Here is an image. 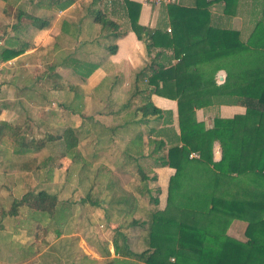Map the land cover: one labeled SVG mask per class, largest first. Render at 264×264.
<instances>
[{"label":"trees","instance_id":"1","mask_svg":"<svg viewBox=\"0 0 264 264\" xmlns=\"http://www.w3.org/2000/svg\"><path fill=\"white\" fill-rule=\"evenodd\" d=\"M73 2L36 0L33 5L45 11H62ZM97 2L100 4L101 0H93V5ZM123 4L126 16L121 24L116 23L115 17L112 19L120 7L117 0H110L100 10L91 5L88 14L101 31L107 33L105 39L110 45L105 50L108 55L116 49L114 42L128 31L144 44L149 61L135 73L133 84L141 103L134 112L140 115L137 123L161 114L150 102L151 95L175 101L179 128L177 144L180 146H170L164 156L154 161L155 166L174 170L167 181L165 205L198 213L213 211L245 222V241L226 235L212 237L197 227L157 216L153 209H143L145 217L141 223L132 218L137 213L136 201L143 200L139 197L147 196L150 204H157L146 185L155 178L149 179L136 163V196L127 194L125 213L130 220L127 227H144V236L139 238L142 251L134 253L126 236L120 234L119 246L116 236L112 239L113 253L115 257L124 258H105L103 264H264V109H254L264 107V0H261L260 15L244 42L239 40L238 31L217 28L209 19V9L213 6H218L227 19L234 17L238 0H178L175 4L162 5L168 32L164 27H142L138 23L139 4L129 0H123ZM49 20L31 18L30 25L13 24L9 30L12 35L0 42V63L21 55L29 47L25 39L46 29ZM96 67V64H86L73 69L86 78ZM47 70L50 73L47 79L54 82L50 88L59 89L55 84L60 80L59 75L51 67ZM218 71L224 73L220 83H217ZM205 98L216 105L248 102L243 114L212 119V139L219 143L221 157L217 163L210 164L188 158L190 153L199 154L200 135L205 129L202 123L195 122L194 101ZM30 128L29 131L21 130L20 126L0 121V137L10 140L13 155L46 150L49 155L43 159L45 163L56 158H67L71 162L81 160L76 150L77 133L70 127L56 135L43 132L42 138L34 137ZM30 166L31 170L38 169L32 161ZM158 192L154 190L155 194ZM67 204L43 190L25 191L20 197L11 199L7 209L0 212V219H16L27 213L45 214L58 235L69 213ZM48 233L49 229L38 221L33 224L31 234L39 244L38 250L46 246L44 236ZM104 254L108 257L106 250Z\"/></svg>","mask_w":264,"mask_h":264},{"label":"crops","instance_id":"2","mask_svg":"<svg viewBox=\"0 0 264 264\" xmlns=\"http://www.w3.org/2000/svg\"><path fill=\"white\" fill-rule=\"evenodd\" d=\"M109 1L110 0H101L100 4L97 2L93 5V0H74L72 5L62 11H56L54 9L45 11L43 9L34 7L33 3L36 2V0H0L1 23H3L4 17L6 15H9V12L5 7H14L17 9L15 23L20 25L25 24V17L30 20L31 24V18H41L49 20L51 16L49 20V26L46 29L35 32L33 35H31L30 39H25V41H27V43L29 44V47L21 55L10 61L0 63L5 64L10 62L11 64H18V67L16 68L18 75L14 76L13 80H11V83L9 81L8 83H10L11 85L13 84L15 87L19 86V71L23 66L31 67L32 70L33 67H40L43 65H49L47 68H53V71L55 73H57L56 70H54L55 67H63L68 71L67 76L74 77L76 80L80 81L79 85L76 83L75 85L68 88V94L71 95L65 97L68 100L56 103L55 96L58 95V89H51L49 87L50 90L49 88L45 90L41 89L40 86L42 81L47 82L49 79H47V76H49L50 73L46 71V73L39 74L40 76L38 75L31 77L30 80H32V82L29 86H25L24 88H22V90H16L17 93L14 96L16 100L13 102L16 107L13 108L12 106V109L14 110V113L16 115L20 113L45 114L48 113L46 111H49L48 107L52 106L55 103L56 106H59H55L56 109L64 110H62L64 112L63 114L68 113L69 115L78 116V123H66V125H63L59 130L62 131V129L70 127L72 130L76 131L78 139L76 150L79 153L81 160L71 162L67 158H62L59 160V162L62 164V168L64 167L63 169H66L67 167V161H70V164L76 162L84 163V154H81V152L78 151V147L81 143L83 144L84 142L89 141V136L90 134L92 135V115L99 116L107 114V112L102 114V110H107L109 107L114 108L115 106H117L116 109L118 112L112 113L109 111V113H111L110 115L113 116H119L120 110L126 108V104L128 103L130 98H139V96L133 90V84L135 73L142 69L149 61V58L147 59V56L145 54L144 44L141 41H138L132 32L128 31L114 42L116 49L113 54L108 55L105 51V47L110 45V42L109 44L105 45L100 42L101 39H105V35L107 33L101 31L100 26L94 23L92 16L88 14V10L90 9L91 5H93L94 8L99 6L100 9H103V5L106 6V3L108 4ZM117 1H119L120 7L116 16H112V18L115 17L116 23L121 24L122 22H124L126 10L123 4V0ZM129 1L138 3L140 6L138 16L139 25L148 29H153L157 26L160 28L164 27L166 32L169 31L165 14L161 10L162 5H142L141 0ZM251 1H260V5L258 4L259 13L257 12V14L260 15L261 0ZM12 4L14 5L12 6ZM238 4L236 15L234 17H231L230 19H227V17L223 16L220 13L218 6L211 7L209 9V19L213 23L212 25L220 29L227 30V28H229L234 31H240L241 28L248 22L241 20ZM255 16L251 19V22L255 19L253 24L251 23L252 25H249L250 32L248 34H245L246 37H243L244 39L241 40V42L246 41L248 36L250 35L253 26L258 19ZM236 19H239L238 27V22L236 21ZM226 20H231L229 23L234 26L235 29L227 27L226 23H224ZM12 25H10V27ZM65 40L67 42H71V45L65 43L68 44L65 45V47L67 46V49L71 50V52H68L66 58L57 60L55 62L57 53L59 54L60 50L64 47L62 45V42H65ZM169 54L170 52L166 53L167 56H169ZM86 64H96L97 67L86 78H82V73L76 74L73 68H75L77 65ZM217 76L221 81V79H223L224 77V73L222 71H218L216 77ZM24 95H26V97H24ZM122 97L126 98L127 102L117 104L115 100H118ZM149 99L152 105L161 112L159 116L147 117L145 119L146 121L141 124H138L135 121H129L120 124L118 123L111 128H109L108 125H95V131H98L99 135H95V138L93 137L95 141H93V147H89V150H92L90 155H102L104 152L100 151L99 149L101 147L103 148L104 146L108 147V145L110 147L113 146V151H115V153L117 154V156L112 157V160L115 166L117 164L116 167H118L119 169L115 172H112V175L113 178H115L114 184H116L117 182L118 184L117 187H114V185L111 186L112 192L115 191V193H119L120 195L126 190L127 194L133 195V197L136 196V191L134 189L135 186H128L126 179H131V181L134 180L133 177L135 176V174H137L136 163L140 165L142 170L143 165L149 166V162H152V168L148 167V172L152 171L151 177L148 176L147 171H142L149 179L152 177L155 178L153 184L155 183L156 185H152V183H150L152 181H149L147 182V189L150 190V196L157 199V204H150L148 202L147 196H137L140 198V200H142V198L143 200H146L145 209H153L154 211H156L155 214L157 216L171 220L173 222L197 227L207 234L211 235L212 237L226 235L237 241L244 242V230L246 227L245 222L229 219L227 218V216L215 213L213 211H209L207 213H198L188 210H176L165 205L167 181L168 178L174 174V170L166 166H155L154 161L158 157L164 156L170 146L177 144V139L179 136L177 108L175 101L169 99L161 98L155 95H151ZM252 103H254V101ZM241 104H243L244 106H242ZM247 104L248 102L246 101H239L234 105H216L211 101V99L208 98L196 99L194 101L195 122L202 123L205 129L200 135L199 154L196 155L195 153H190L188 158H198L206 162L207 164L217 163L221 157V150L219 143L212 139V119L214 117L229 119L234 115L243 114ZM4 105L5 104L0 106V121L9 123L7 120L1 118L3 111L6 109ZM254 109L260 111L264 108L261 109L255 107ZM51 113L54 114L55 112L50 110V114ZM36 123L37 124L33 122L34 125L32 124V128H40L39 121H37ZM38 130L44 132L47 131V128L43 130L41 128ZM103 138L106 139L104 140ZM100 139L101 144L103 145L100 147H96L99 146L98 143ZM0 140L3 141V138H0ZM177 146H180V143H178ZM87 148L88 147H85L86 150ZM125 149H127V151ZM136 152L138 153V155H136ZM34 153L25 156H30V162H35V165L38 167L40 156H36L34 155ZM48 155V153L46 155H43L42 159H44ZM23 156H15L10 151V157L16 158V161L20 162ZM5 157L9 159V156L7 154H5L3 159H0V179H3L5 175L9 173V161H6ZM21 162L23 161L21 160ZM121 165H126L128 169H122ZM131 168H135L136 171V173L132 175V177H130L129 175L127 176V173H132ZM14 170H10V172L12 173V175H15V182H17V177H23L24 175H27L32 171L29 169H25L24 167H18L15 171ZM37 171L39 172L40 169H33L32 174L35 172V174L37 175ZM125 185L128 188H126ZM3 187L4 186L1 185L0 189H2ZM155 189L159 190V192L156 194L154 193ZM40 190L47 192V190L45 189ZM104 190L107 191V188H105ZM6 191H9V189L7 188ZM106 191L103 192L107 193ZM6 193L8 195L9 192ZM12 198H17V196L15 195L13 197V195L9 193V196H7L6 198L0 197V212L7 209V206ZM57 200L59 202H62V200L58 198ZM139 202L140 201L137 200L135 203L137 211L141 208V206L138 204ZM72 204L73 203L70 202L69 204H67L68 207L65 206L68 208L66 210L69 212L67 217L64 219L65 223L68 219L70 220V211L72 210L73 206ZM120 204L122 203L119 201V199H116L114 201V206L119 205V207H121L122 209L123 206H120ZM135 214L136 212L134 213V215ZM7 219V217L0 219V264H103L105 258H124L114 256L112 248L113 243H109V245H107L106 251L109 253L108 257L105 256L104 251L100 252L97 247L91 245V243L86 238L79 237L77 241L75 240L71 242V246H69V241H67L66 239L61 240L66 237L64 236L66 234L62 233V230L58 231V235L55 231V234H53V236L55 237L54 241L56 242L64 241L63 248L65 250H63L58 244L52 247V244H50V242H47L46 238H44L46 246L38 250L39 244L37 242H34L33 236L31 234L32 228L30 230V227L35 224L34 220H32L31 217L28 218L27 216L22 215L21 217H18L14 220L16 222H11L12 224L14 223V226L8 231L6 228H3L5 227V224L9 223ZM134 219L136 220V218ZM21 221H25L24 225L27 224L28 226L25 228L24 225H20L22 224ZM142 221L143 220H140L139 223H141ZM2 223H5L4 226H2ZM64 227L65 225L63 224V228ZM1 233H3V235ZM16 236L17 239H15ZM69 236L70 235H67L66 238H68ZM130 239L126 236L129 248H133L132 251L134 253H138L137 248H139V238L135 236L131 240ZM130 241H132L131 247ZM13 245L15 251L19 253L11 251V246ZM170 260L172 261V259ZM130 262L134 263V261L132 260Z\"/></svg>","mask_w":264,"mask_h":264},{"label":"rangeland","instance_id":"3","mask_svg":"<svg viewBox=\"0 0 264 264\" xmlns=\"http://www.w3.org/2000/svg\"><path fill=\"white\" fill-rule=\"evenodd\" d=\"M238 8L240 13L241 20H244L245 22H248L246 25H242L241 32L239 31V40H243L246 36L245 34H248L250 31V24L254 22V20L251 22L252 17H259L257 12L259 13V7L260 1H251V0H239L238 1ZM14 4H12L13 6ZM6 10L9 12V15H6L4 17L3 23L0 22V42L3 41L6 37L12 35L11 31H9L10 25L14 24L16 22V8L14 7H5ZM257 8V9H256ZM97 10H100V7H97ZM114 19V18H112ZM25 24L30 25V20L26 17L24 18ZM231 21V20H230ZM229 20H226L224 23H226L227 27L235 29L234 26H232L229 22ZM238 22L237 27L239 25V19H236ZM250 22V23H249ZM244 24V23H243ZM251 24V25H252ZM244 37V38H243ZM100 42L105 45L109 44V41H105L101 39ZM63 48L60 50L59 54L57 53L56 60H61L63 58H66L68 55V52H71V50L67 49V46L65 45L70 44L71 42H62ZM68 43V44H65ZM106 51V50H105ZM66 54V55H65ZM30 63V62H29ZM31 64V63H30ZM22 65V64H20ZM49 66V65H48ZM48 66H36L33 67L31 70V67L23 66L21 70L19 71L18 78V87H15L13 84L11 85V80H13L14 76H17L16 68L18 67V64L16 63H5L0 64V106L5 104L4 106L6 109L3 111L2 119L7 120L11 125L20 126L22 129L29 131V126H33V122L37 124L36 122L39 121L40 128H30L31 134L36 138H42L43 131H39L38 129H45L47 128V131L49 134L56 135L61 133L59 130L63 125L67 124H73L79 122L78 116L69 115L68 113L63 114V109H56L55 103L48 107L49 111H46L48 113L45 114H18L16 115L14 113V110L12 109L16 107L14 105V101L16 100L14 98L15 94L17 93L16 90H22L25 86H29L32 82L31 77L38 76L39 74L46 73L48 71ZM84 68H82L83 70ZM54 70H56V74L59 75L60 80H58V83H55L57 86H59V89L57 90V96H55L56 103L63 102L66 99V96H71L68 94V88L75 85L76 83L79 85V80H76L74 77L67 76L68 71L65 70L63 67H55ZM24 72V73H22ZM40 76V75H39ZM8 81L10 83H8ZM46 82V81H45ZM42 81L40 84L41 89L47 90L49 87L53 85V80L48 79V81L45 83ZM217 83H220V80L218 79ZM50 90V88H49ZM23 92V91H21ZM26 97V95H24ZM65 98V99H64ZM117 104L126 103V98L122 97L118 100H115ZM141 105L140 99L138 97L130 98L128 103L126 104V108L120 110L119 116H113L110 115V112H118L117 106L114 108L109 107L107 110L103 109L102 114L107 112V114L99 115V116H91L92 121V135L89 136V143L84 142L81 143L78 147V151L81 152V154H84V163L81 165L80 162H76L73 164H70V161H67L66 169L62 168L61 163L56 158L55 161L45 163L43 162V155H46L48 151L42 150L41 152H36L34 155L40 156V162L38 169L40 171H37V175L35 172L32 174L33 170L23 177H17L15 182V175H12L10 170H16L18 167H24L25 169L31 170V157L30 156H23L22 161H16V158L10 157V151H11V142L9 139L5 137L3 138V141L0 140V159H3L5 154L9 156V159L6 158V161H9L8 163V169L9 173L5 175L3 179H0V186H4L2 189H0V197L6 198L9 196V193L13 195V197L16 195L17 198L20 194H23L25 191H33L36 192L40 189L47 190V193L54 194L58 199L62 200L63 203H70L72 202V210L70 211V220L68 219L67 222L64 225H61L60 230H62L63 234H66L64 236L67 237V235H70L68 238L64 237L61 240H67L69 241V246H71V242L77 241L79 237L86 238L91 245L97 247V249L100 252H103L106 250L107 245L109 243H113V238H116V245L119 246V235H125L127 238H134L137 236V238H141L144 236V227H127V224L129 223V218L126 216L125 211L127 210L128 206L126 205L127 202V191L121 193H115L112 192L111 186L114 185V187H117V180L116 184H114L115 178H113L112 172L117 171L119 168L115 166L113 163L112 157L117 156L115 151H113V146L108 147L104 146L101 147L99 150L104 152L102 155L95 156L91 154L92 150H89V147H93V141L95 138V135H99L98 131H95V125H108L109 128L114 127L118 123L123 122H129V121H135L137 122L140 118L139 113L134 114L136 108ZM244 106L243 104H241ZM59 107V106H56ZM11 108V109H10ZM261 108V107H260ZM264 108V107H263ZM4 109V108H3ZM262 109V108H261ZM50 110L54 111V114H50ZM63 110V111H62ZM114 110V111H113ZM109 113V114H108ZM128 114V115H127ZM133 116V117H132ZM133 118V119H132ZM137 120V121H136ZM30 122V123H29ZM94 122V123H93ZM27 124V127L23 126L24 124ZM96 123V124H95ZM33 124V125H32ZM42 124V125H40ZM59 130V131H58ZM107 134V133H106ZM108 135V134H107ZM94 137V138H93ZM5 138V139H4ZM104 140L106 138H103ZM7 142V143H6ZM54 144V143H52ZM100 147L103 144H101V139L98 143ZM85 147H88L87 150ZM52 148V147H51ZM55 149V148H53ZM57 150V148H56ZM94 151V150H93ZM98 151V150H96ZM33 159V158H32ZM35 160V159H34ZM33 163V161H32ZM152 162H149V166H144L143 169L147 171V174L149 177H151V172H148V167L152 168L151 165ZM70 164V165H69ZM6 165V164H5ZM35 165V162L33 163ZM119 165V164H118ZM128 165V164H126ZM126 165H121L122 169L127 170L128 167ZM148 165V164H147ZM16 166V168H15ZM14 170V171H15ZM130 171V170H129ZM132 173H127V176L129 175L132 177L136 173L135 168H131ZM15 174V173H14ZM32 174V175H31ZM134 180L131 181V179H126L127 185L130 186H136L138 184V177L135 174L133 177ZM152 185H156L155 183ZM147 185V183H146ZM126 186V185H125ZM121 187V185H120ZM8 188L9 191H6ZM107 188V191L104 190ZM126 188H128L126 186ZM103 191H106L107 193H104ZM6 192H9L8 195ZM120 199V206H114V201ZM10 200V198H9ZM80 200H84L85 203H80ZM141 210L137 211V213L132 218H136V220L140 221L143 220V217H145V213L143 209L146 208V200H142L140 202ZM28 218L37 219L35 222H39L41 226H45L49 229V235H45L44 238H46L47 242H50L53 246H56L58 244L61 246L63 250L64 241H54L55 237L53 234H55L56 228L52 225L50 220L46 217L45 214H39V213H27L26 215ZM6 218V217H5ZM8 224L2 223V226L5 227L8 231L12 229L14 226V223L11 222L15 219L7 217ZM5 220V219H4ZM16 222V221H14ZM24 225L25 221H21ZM17 226V225H16ZM25 228L28 226L27 224L24 225ZM32 227H30L31 230ZM59 230V231H60ZM3 235V233H1ZM17 239V236L15 237ZM130 239V240H131ZM115 240V239H114ZM54 241V243H53ZM139 243V242H138ZM141 245V243H139ZM132 246V241H130V247ZM44 248V247H42ZM40 248V249H42ZM113 248V246H112ZM11 251H14L15 253H19L15 251L14 245L11 246ZM133 250V248H131ZM137 252L142 251L141 246L137 248ZM114 252V251H113ZM109 254V253H108ZM72 263V261H71ZM78 263V260H77Z\"/></svg>","mask_w":264,"mask_h":264},{"label":"built area","instance_id":"4","mask_svg":"<svg viewBox=\"0 0 264 264\" xmlns=\"http://www.w3.org/2000/svg\"><path fill=\"white\" fill-rule=\"evenodd\" d=\"M178 0H141L142 5L144 4H152V5H167V4H175Z\"/></svg>","mask_w":264,"mask_h":264}]
</instances>
